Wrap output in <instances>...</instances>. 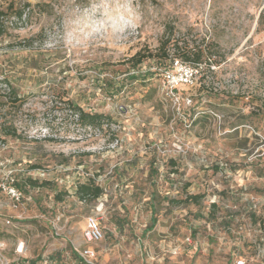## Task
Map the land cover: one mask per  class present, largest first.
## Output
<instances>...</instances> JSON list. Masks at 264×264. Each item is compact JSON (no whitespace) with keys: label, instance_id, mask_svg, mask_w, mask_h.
Listing matches in <instances>:
<instances>
[{"label":"rangeland","instance_id":"374dc122","mask_svg":"<svg viewBox=\"0 0 264 264\" xmlns=\"http://www.w3.org/2000/svg\"><path fill=\"white\" fill-rule=\"evenodd\" d=\"M0 12V264H264V0H0ZM165 40L170 56H203L178 106L156 59L128 61ZM72 105L118 124L119 148L83 139ZM26 178L37 184L15 201L4 187ZM87 180L102 193L80 200ZM90 218L98 242L83 238Z\"/></svg>","mask_w":264,"mask_h":264},{"label":"built area","instance_id":"2783aa9c","mask_svg":"<svg viewBox=\"0 0 264 264\" xmlns=\"http://www.w3.org/2000/svg\"><path fill=\"white\" fill-rule=\"evenodd\" d=\"M27 10L23 11L21 18H16L18 24H20L25 16ZM199 65H192L184 63L180 60H174L172 63V69L166 70L161 73V83L165 95L174 103L175 106L179 105V101L185 99L189 102L187 96H181L178 92L179 88L187 87L191 85L196 79ZM70 115L78 122V116L70 112ZM78 131L82 132L83 139L107 135V142L104 144V148L109 151L117 150L120 146L119 125L114 123H108L103 121L99 126H81L76 124ZM49 137L48 132H44L41 138L45 139ZM8 195H10L15 201H19L22 197V193L15 187H4ZM102 231L99 227L97 220L90 218L87 221L86 228L83 232V238L86 242H98L102 239ZM85 255L93 257V252L85 251ZM236 264H244L243 261H237Z\"/></svg>","mask_w":264,"mask_h":264},{"label":"trees","instance_id":"16d2710c","mask_svg":"<svg viewBox=\"0 0 264 264\" xmlns=\"http://www.w3.org/2000/svg\"><path fill=\"white\" fill-rule=\"evenodd\" d=\"M23 14V11H17L16 15L17 18H21ZM4 14L0 12V18ZM4 29L0 25V36L3 34ZM169 44V40H165L162 43V53L157 56L154 54H148L149 56L144 55L141 52H137L134 54L128 61L132 65L133 68L137 67L142 63V61L146 58L149 59H156L157 64L159 66V69H161L160 74L166 70H171L172 69V63L174 60H180L184 63H189L192 65H199L202 63V54L200 51H191V50H186L181 48L180 46H174L173 48V55L170 56V54L166 50V46ZM206 59H209V57H206ZM212 63H217L216 61ZM152 75V74H148ZM130 80H135L137 79V76H134V74L129 76ZM1 83V82H0ZM183 91L182 88L178 89V92ZM184 96V95H182ZM72 113L76 114L78 116V124L81 126H99L103 121L104 117L101 114H96V113H87L84 112L80 107L78 106H71ZM5 135L12 136V137H18L16 136V132L12 128H6L5 129ZM37 182L35 180H32L31 178H26L24 182V186H14L16 189H18L20 192H23V190L26 187H31V186H36ZM23 187V188H22ZM102 193V190L99 186L94 185L93 181L87 180L86 182L80 183L76 186V191L75 194L79 197L80 200H86V199H96L98 198ZM188 200L197 202L199 199V196H188ZM154 224V221H152V225ZM152 226H150L151 228ZM52 259V257H51ZM77 259L80 264H87L85 261L77 256ZM52 261V260H51ZM31 264H35V262H31Z\"/></svg>","mask_w":264,"mask_h":264}]
</instances>
